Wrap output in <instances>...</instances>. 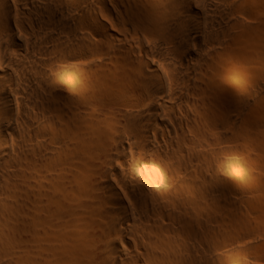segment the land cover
Masks as SVG:
<instances>
[{
  "label": "bare ground",
  "instance_id": "bare-ground-1",
  "mask_svg": "<svg viewBox=\"0 0 264 264\" xmlns=\"http://www.w3.org/2000/svg\"><path fill=\"white\" fill-rule=\"evenodd\" d=\"M0 264H264V0H0Z\"/></svg>",
  "mask_w": 264,
  "mask_h": 264
}]
</instances>
